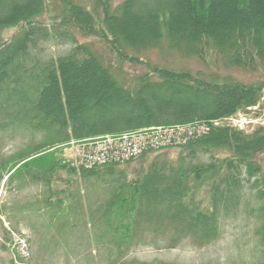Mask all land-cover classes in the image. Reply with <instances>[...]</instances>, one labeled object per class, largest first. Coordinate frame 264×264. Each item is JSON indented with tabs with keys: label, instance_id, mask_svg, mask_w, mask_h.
<instances>
[{
	"label": "trees",
	"instance_id": "obj_1",
	"mask_svg": "<svg viewBox=\"0 0 264 264\" xmlns=\"http://www.w3.org/2000/svg\"><path fill=\"white\" fill-rule=\"evenodd\" d=\"M100 1L95 0L92 10L87 8L80 12V7L75 4L68 5V8L64 6L61 14L52 16L50 28H47L46 25H39L40 19L35 18L47 8L46 0H0V30L5 25L22 23L21 30L10 40H0V92H11L10 86L23 75L25 62L22 58L26 50L18 48L19 41L28 47L27 44L35 46L50 35L65 39L73 35L74 38L72 29L106 41L111 37L114 50L129 44L145 48L165 29L166 34L180 42L173 40L175 44L183 45L199 55L216 53L223 57L225 63L243 65L247 70L255 66L257 61H264V0H121L113 9H110L109 0ZM220 2L223 17L219 23L214 22L215 18L211 23L212 10V14H215ZM73 11L75 14L82 13L77 22L63 19ZM230 11L232 17L229 16ZM84 12L87 13L86 20ZM225 13L229 14L228 19ZM101 15V23H98ZM23 21L27 25H23ZM98 27H101V32ZM130 55L133 54L121 53L125 60L130 59ZM164 70L167 69L160 70L157 78L154 71L142 72L136 78V83L132 85L131 82L128 87L119 82L81 43H76L65 55L44 63L39 80L34 84L38 95L36 93L35 98H31L30 111L33 113L29 120L37 128H46V140L38 142L31 150H19L13 164L8 165L7 158L0 159V183L11 172L5 179L9 182L22 169L29 172L31 169L35 175L41 172L44 177L45 174H52L58 165L66 168L67 175L79 168L77 175L80 177L92 175L91 170L97 169L95 175L104 180L109 177L108 180L113 184L109 200L99 205L100 217L96 221L100 225L102 221L106 222L112 240L118 242V248L120 246L118 254L123 255L137 228L142 232L152 228L163 231V225H170L175 230L171 242L178 240L185 229L199 242L216 237L219 214L224 210L226 212L230 205L233 208L239 206L243 192L241 174L245 171L247 180L253 177L250 188L255 190L259 200L257 232L264 244V173L260 174L259 164L251 157L252 153L264 148V127L259 126L251 133H245L227 125L212 123V119L229 114L239 106L256 103L257 88L261 84H242L232 78L220 77L217 71L207 78L200 72L191 74L168 70L162 73ZM6 71L10 76L5 75ZM92 71L100 73L107 84L101 91L92 89L86 97H82L81 91L67 89L66 85L74 75L86 79L84 76ZM66 93L71 97H66ZM73 96L78 98L74 97V101ZM194 122L206 123V130L166 146L178 148L180 153L175 162L171 160L159 164L158 155L147 159L153 150L146 147L121 163L109 161L85 168L83 165L75 166L71 160L62 163L61 157L52 152L48 157L40 156L46 161L43 172L32 166L40 159L36 155L40 147L70 137L84 138L148 126ZM196 151L209 152L210 159L197 163L190 160L186 162L185 154L192 156ZM137 158L148 162V165L143 170L137 168L143 176L135 184L134 179L138 177H132L131 180L124 178L132 170V166L126 169L125 165ZM119 178H123V184ZM149 181H158L154 189L158 195H163V200L149 201L140 197ZM69 184L70 181L64 187ZM202 185L207 188L205 199L197 198ZM59 193L55 196L57 205H61L62 200ZM139 199L140 207L136 208L135 203ZM52 200L49 196L46 202L54 203ZM204 204L206 207H203ZM117 209L122 211L112 219L109 215L113 216ZM60 210L64 208L61 206ZM156 210H160L158 220L153 219L155 215L152 212ZM168 211L173 213L170 215ZM142 214L148 218H143ZM163 219H167V223H163Z\"/></svg>",
	"mask_w": 264,
	"mask_h": 264
},
{
	"label": "rangeland",
	"instance_id": "obj_2",
	"mask_svg": "<svg viewBox=\"0 0 264 264\" xmlns=\"http://www.w3.org/2000/svg\"><path fill=\"white\" fill-rule=\"evenodd\" d=\"M46 1L47 8L45 7L35 18L40 19L39 25H46L47 28H50L49 22L53 19L52 16L61 14L64 6L68 8V5L74 6L75 4L80 7V12L87 8L92 10L95 2V0H66L65 3L60 0ZM109 1L110 9H113L121 0ZM221 8L220 2L215 14H212L214 11L212 10L211 23L214 18L215 23L220 22L223 17ZM68 12H70L69 9ZM79 12L68 13L63 19L77 22L82 14ZM229 13L231 15L225 13L227 19L228 15L232 17V11ZM83 16L86 20L87 13L84 12ZM101 19L102 15L97 22L101 23ZM23 25H27V22L23 21ZM21 26L22 23L3 26L0 30V40H10L16 32L21 30ZM93 27L92 30H94ZM72 31L75 39L71 35L69 37L71 40L50 35L51 37L38 41L35 46L30 43L26 47L22 41L18 43V48L26 50L22 58L25 62L23 75L10 86L12 93L9 90L0 92V159H9L8 165L13 164L14 157L19 150H31L38 142L46 140L48 134L46 128H37L29 120L31 112L33 113L30 111L31 98L33 96L35 98L37 93L34 86L39 80V72L43 64L50 59L65 55L75 47L76 43L84 44L90 53L118 78L119 82L128 87L131 82L132 85L136 83V78L142 72L154 71V76L157 78L162 69H167L162 73L168 70L191 74L200 72L204 73L207 78L211 77L209 74L217 71L220 77L232 78L242 84L259 83L261 85L257 88L258 101L256 103L239 106L229 114L212 119V123L227 125L245 133H251L259 126L264 127V61H257L255 66L247 70L243 65L225 63L223 57L216 53L199 55L183 45L175 44L176 39L166 34L165 29H162L161 35L156 36L155 41L152 40L151 44L145 48H138L137 44H129L122 46L119 50L112 48L113 38L111 37L106 41L79 32L78 29H72ZM98 31L101 32V27H98ZM28 32L26 33L27 38L30 36ZM123 52L133 55L125 60L121 57ZM5 75L10 76V73L6 71ZM84 77L86 79L74 75L66 85L67 89L74 88L77 92H82V95H79L86 97L92 89L101 91L104 86H107L100 73L92 71L88 74L87 72ZM84 82L86 84L82 85ZM67 95L66 93V97ZM74 97L78 98L73 96L72 99ZM199 123L196 124L197 127L194 124L193 136L199 135L207 128L206 123ZM138 132L143 134L144 130L140 129ZM100 135L103 133L93 136ZM116 137L112 136L111 140H115ZM72 140L79 142L83 139L70 137L60 142L44 145L39 148L36 155L48 157V154L53 152L61 157L62 163L71 160L70 162L78 166L79 161L72 158L74 157L73 150H75L70 144ZM169 145L147 148L153 150L147 159H153L158 155L159 164L162 162L165 164L171 160L175 162L180 152L176 146L166 147ZM77 146L79 147V143ZM210 156L209 152L196 151L192 156L186 153L184 158L186 162L190 160L197 163L207 161ZM251 157L259 164L260 174L264 173V148L252 153ZM141 161V158H137L125 165L126 169L132 166V170L124 180L138 177L134 179L135 184H138V180L142 179L143 175L140 174L141 172L138 173L137 168L143 170L148 165L146 164L148 162ZM44 165L46 161L42 157L36 164H32L34 168L42 172ZM55 168L52 174H45V177L41 172L35 175L31 169L30 172L25 169L16 172L9 182L5 179L11 172L3 177L0 183V264H264V244L257 232L259 200L255 190L250 188L253 177L247 180L245 171L241 174L243 192L239 206L233 208L230 205L226 207V212L223 209L224 211L219 214L216 237L206 242L203 240L199 242V239L185 229L181 231L178 240L171 242V235L175 233V230L170 225H163V231L152 228L142 232L137 228L130 239L126 253L119 255L120 246L118 248V242L115 243L112 240L111 230L106 226V222L102 221L100 225L96 221L100 217L99 205L109 200L113 182L108 180L109 177L104 180L103 177L95 175L94 172H97V169L91 170L92 175L80 177L77 175L79 168L70 175H67L68 172L64 167L58 165ZM119 179L121 183L124 181L123 178ZM69 181L70 184L64 187ZM157 182H147L149 185L140 193V197L147 198L149 201L151 199L163 200V195H158L154 189ZM57 193H59V198L62 197L61 205L56 204ZM206 193L207 188L202 185L198 190L197 198L205 199ZM49 196L54 199L52 200L54 203L46 202ZM140 200H136V208L140 207ZM61 206L64 210L59 211ZM203 207L206 205L204 204ZM121 211L118 210L113 216L111 214L109 216L113 219ZM159 212L160 210L152 212L156 217L153 219H159ZM168 212L170 215L173 213V211ZM187 214L188 212L185 215ZM142 217L148 218L146 214H142ZM167 221L163 219V223ZM20 239H23L27 245V254L22 252Z\"/></svg>",
	"mask_w": 264,
	"mask_h": 264
},
{
	"label": "built area",
	"instance_id": "obj_3",
	"mask_svg": "<svg viewBox=\"0 0 264 264\" xmlns=\"http://www.w3.org/2000/svg\"><path fill=\"white\" fill-rule=\"evenodd\" d=\"M194 124L197 127L198 122L148 126L141 128V130H144L143 134L138 132L140 129H135L116 134L106 133L100 136L83 138L79 142L72 140L70 141L71 147L75 148L73 158L77 159L78 164L84 167H92L109 161H123L136 155L146 147L181 142L183 139L192 136ZM112 136L117 137L112 141ZM77 143H79V147Z\"/></svg>",
	"mask_w": 264,
	"mask_h": 264
}]
</instances>
